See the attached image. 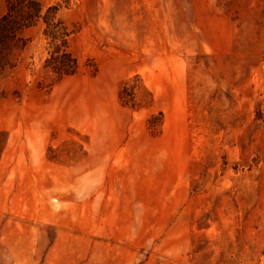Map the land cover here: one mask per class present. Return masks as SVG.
Wrapping results in <instances>:
<instances>
[{
	"label": "rangeland",
	"instance_id": "rangeland-1",
	"mask_svg": "<svg viewBox=\"0 0 264 264\" xmlns=\"http://www.w3.org/2000/svg\"><path fill=\"white\" fill-rule=\"evenodd\" d=\"M33 1L76 69L0 41V264H264V0Z\"/></svg>",
	"mask_w": 264,
	"mask_h": 264
},
{
	"label": "trees",
	"instance_id": "trees-1",
	"mask_svg": "<svg viewBox=\"0 0 264 264\" xmlns=\"http://www.w3.org/2000/svg\"><path fill=\"white\" fill-rule=\"evenodd\" d=\"M42 9V5L33 0L11 1L5 14L0 17V41L9 38L18 30L34 26L41 20L44 24L43 35L50 38L54 45L46 60V67L59 75H71L75 72L76 61L65 49L67 34L56 19L57 8L48 7L43 14Z\"/></svg>",
	"mask_w": 264,
	"mask_h": 264
}]
</instances>
